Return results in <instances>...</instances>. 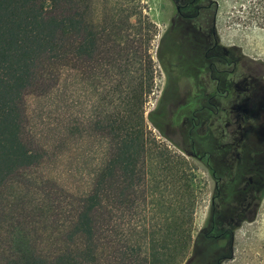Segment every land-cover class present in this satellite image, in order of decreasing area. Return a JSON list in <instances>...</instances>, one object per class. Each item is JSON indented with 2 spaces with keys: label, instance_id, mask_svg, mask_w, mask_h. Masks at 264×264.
<instances>
[{
  "label": "trees",
  "instance_id": "16d2710c",
  "mask_svg": "<svg viewBox=\"0 0 264 264\" xmlns=\"http://www.w3.org/2000/svg\"><path fill=\"white\" fill-rule=\"evenodd\" d=\"M254 5L264 21V0ZM91 10L88 0H0V191L41 160L22 137L24 96L41 64L42 76L64 72L61 86L70 76L79 86L127 87L96 123L106 139L101 163L58 198L42 192V224L10 233L0 264H202L194 259L195 169L146 130L152 37L137 50L114 16L95 26Z\"/></svg>",
  "mask_w": 264,
  "mask_h": 264
},
{
  "label": "rangeland",
  "instance_id": "374dc122",
  "mask_svg": "<svg viewBox=\"0 0 264 264\" xmlns=\"http://www.w3.org/2000/svg\"><path fill=\"white\" fill-rule=\"evenodd\" d=\"M92 5L91 19L96 25L115 23L122 28V35L134 42L135 49H144L147 36L152 40L148 53L153 62V88L145 101V125L158 141L183 156L195 169L196 184L200 187V198L194 216L193 237H198L194 259L209 260L211 245L200 236L205 224L210 198L214 189V178L229 181L240 170L239 162L225 165L212 161L206 168L204 163L185 152H210L213 145L195 134V148H191L173 125L171 128L170 98L184 91L187 74V58L178 59L169 53V44L157 46L166 26L169 3L167 0H88ZM218 4L217 24L222 45L234 47L248 59L264 66V21L262 11L255 8L254 0H215ZM107 20H103V14ZM263 23V24H262ZM182 47V46H181ZM141 55V54H140ZM177 64L176 73L169 62ZM139 68V67H137ZM64 73V72H63ZM56 67L42 76V64L37 72L35 84L24 96L25 121L22 137L27 146L40 154L36 166L21 172L0 191V250L8 249V236L16 229L30 224H42V192L58 198L62 190L78 186L102 161L106 147L105 135L96 127L107 112L117 107L126 86H79L69 76L68 85L61 86L63 76ZM177 75V78L174 76ZM179 80V81H178ZM171 83V84H170ZM174 125H177L175 122ZM182 135V136H181ZM165 137L171 139V142ZM214 173V176H212ZM254 189L259 200L253 218L244 220L234 232L233 258L225 264H264V175L255 176ZM229 183V182H228ZM227 183V184H228ZM231 199L235 185L229 184L223 191ZM42 231V225H35ZM203 234V233H201ZM36 238V237H34ZM42 248V240L33 241ZM192 249L188 258L193 255ZM196 255V256H195Z\"/></svg>",
  "mask_w": 264,
  "mask_h": 264
},
{
  "label": "flooded vegetation",
  "instance_id": "af4514ba",
  "mask_svg": "<svg viewBox=\"0 0 264 264\" xmlns=\"http://www.w3.org/2000/svg\"><path fill=\"white\" fill-rule=\"evenodd\" d=\"M167 1L168 16L157 51L165 41L170 55L189 60L184 91L169 97V127L184 132L183 140L191 148H195V134L213 145L216 156L208 151L200 155L182 150L206 168L213 160L228 166L239 162L241 167L229 181L214 178L207 217L200 230L204 238L214 242L209 260L201 263L224 264L233 257L235 230L253 218L259 200L254 184L256 175H264V66L237 48L222 45L215 0ZM169 65L177 74L178 65ZM229 184L235 185L236 192L231 199L223 194Z\"/></svg>",
  "mask_w": 264,
  "mask_h": 264
},
{
  "label": "crops",
  "instance_id": "0c3cea01",
  "mask_svg": "<svg viewBox=\"0 0 264 264\" xmlns=\"http://www.w3.org/2000/svg\"><path fill=\"white\" fill-rule=\"evenodd\" d=\"M233 255H234V254H233ZM232 258H233V257H232ZM231 261H232V260H229L228 262H231ZM228 262H225V263H228ZM225 263H224V264H225Z\"/></svg>",
  "mask_w": 264,
  "mask_h": 264
}]
</instances>
